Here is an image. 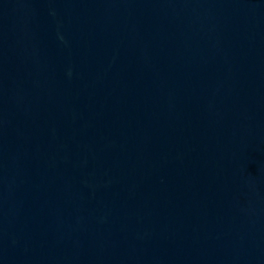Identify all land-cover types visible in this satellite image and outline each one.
Returning a JSON list of instances; mask_svg holds the SVG:
<instances>
[{
  "label": "water",
  "instance_id": "95a60500",
  "mask_svg": "<svg viewBox=\"0 0 264 264\" xmlns=\"http://www.w3.org/2000/svg\"><path fill=\"white\" fill-rule=\"evenodd\" d=\"M0 264H264V0H0Z\"/></svg>",
  "mask_w": 264,
  "mask_h": 264
}]
</instances>
